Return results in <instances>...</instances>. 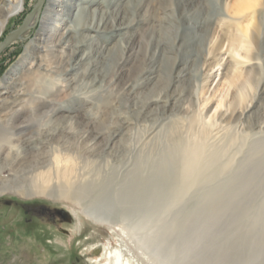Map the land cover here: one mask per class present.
Instances as JSON below:
<instances>
[{"label":"rangeland","instance_id":"rangeland-1","mask_svg":"<svg viewBox=\"0 0 264 264\" xmlns=\"http://www.w3.org/2000/svg\"><path fill=\"white\" fill-rule=\"evenodd\" d=\"M25 1L22 14L12 18L7 26H0V43L22 25L37 2ZM66 1L79 4L85 10L81 24L92 23L94 14L93 20L99 23L102 12L111 17V24L114 22L113 4H124L127 0ZM134 1L132 4L140 2L141 10L138 8L134 12L135 6L129 4L125 12L128 18L138 21L136 28L105 34L100 40L109 49H119L110 57L107 79L116 74L115 62L123 55L126 61L129 60L124 76L130 77L131 81L141 80L138 75L143 70L156 69L159 72L160 85L150 94V97H155L166 92L171 76L175 74V78L184 63L194 60V77L190 84L184 86L187 92L185 100L180 109L168 114L166 120L145 124L134 111L121 108L120 97L115 96L113 87L106 88L104 93L92 92L91 103L79 100L77 104L90 113L85 120L89 125L74 130L76 140L83 145L81 137L84 134L90 137L97 132H105L109 120L105 119L106 115L119 112L122 114L113 121L119 123L127 119L132 123L133 145L137 142L140 146L150 143L148 135L152 129H156L155 133H162L170 127L174 140H178L174 143L175 148H185L191 156L195 154L197 157L192 188H188L184 200L172 203V208L170 206L171 209L158 218L139 222L125 221L117 215L101 219L98 213L92 215L88 203L83 205L62 194L67 184L71 181L74 184L83 178L85 172L82 171H85L87 163H91L81 153V145L80 148L73 147L72 151L66 152L67 155L57 148V161L45 169L44 176L37 175L33 180L18 176V166L12 161L18 155L12 148L18 145V129L14 127L23 123L27 127V136L41 135L46 128L53 129L55 124L49 122L51 118L48 115L37 112L40 98L56 97L55 102L42 112H52L61 103L71 100V88L66 82L67 74H70L69 50L64 45H56L72 26L73 17H68L64 8L58 7L57 15L60 16L47 23L45 15H42V25L26 33L0 56V92L18 76L25 75L24 85L6 95L8 102L14 105H10L12 110L0 113V264H87L86 258H95L89 244L99 240L111 242L115 250L121 251L135 264H205L204 255L215 245L224 246V241L232 235L230 232L234 231L233 235L244 234L241 223H254L255 218L260 222L261 215L264 219V0ZM44 30L46 34H54L56 39L49 43L47 52L41 56L38 63L41 67L37 70L31 60L35 58V46H38ZM82 33L84 36L97 35L90 30ZM81 38L78 35L74 41ZM201 38H204L203 43ZM121 47L125 53H121ZM175 65L177 68H174ZM29 69L31 74L27 71ZM11 116L14 126L7 120ZM186 155L180 156L181 159L187 158ZM8 157L10 159L6 160ZM66 158L70 161L68 168L74 169L69 179L62 178L60 174ZM9 177L16 178V183L5 187L3 182ZM234 183L236 187L230 190ZM207 198L211 200L206 202ZM195 202L205 209L187 214L191 207H195ZM211 202L219 206L218 212L210 208ZM33 205H43L55 214L60 212L62 216L29 223L23 207ZM210 210L211 218L208 215ZM258 211L261 215L257 214ZM64 217L70 218L71 222H66ZM243 262L241 260L240 263L263 264L264 257Z\"/></svg>","mask_w":264,"mask_h":264},{"label":"bare ground","instance_id":"bare-ground-1","mask_svg":"<svg viewBox=\"0 0 264 264\" xmlns=\"http://www.w3.org/2000/svg\"><path fill=\"white\" fill-rule=\"evenodd\" d=\"M133 2L135 1L127 0L124 4H113L114 12L112 19L114 22L111 24V17H109L104 12L101 13V19H98L100 21L99 23H96L93 20L96 16L94 14L92 23L81 24L80 21L85 13V10L82 9L79 4H70L66 0L47 1L45 5L46 12H44L43 14L45 15L43 17H45L47 23L50 22V20H52L54 17L60 16L57 15V12H59V10H57L58 7L64 8L65 15H67L68 17H73L72 26L67 30V32L64 33V36L58 41L56 45H64L65 48L69 50L68 57L70 70H68V73L70 74H67L68 77L66 78V82H68L67 86L71 88V100L67 103H61L60 106L54 109L52 112H42L43 109H45L46 107L49 108L55 102L56 97L52 98L49 96H43L40 98V100L38 101L39 105L36 108L37 112L45 116L48 115L51 118V121L49 122L55 124L53 129L47 130L46 128V131L41 135L27 136V127H24L22 125L23 123H20L14 127L18 129V132L16 134V138H18V145H13L12 148L13 151H16L18 155L16 154V158L12 161H14L18 166V176L22 177L23 179L30 180L35 179L34 177L40 174L41 176H44L45 169L52 163H55L57 161V156L55 155L57 148L62 149L65 154L66 152L69 153L70 151H72V148L75 146H79L80 148L81 144H79L80 142L76 140L77 134L74 130H80L82 126L89 125V123H87L85 120L86 116L89 115L90 112L89 110L88 112H86V110L83 111V109H80L77 104L79 103V100H85L91 103L90 95L92 92L104 93L107 90L106 88L113 87L111 89L115 93V96L118 95L120 97L119 103L121 108H123L124 110L128 109L134 111L137 118L141 119L145 124L149 122H156L159 119L166 120L165 118L168 116V114H171L172 112L181 108V104L184 102L187 93H185L186 90L184 89V86L190 84L194 77V69L192 68L195 63L193 62L194 60L184 63L183 66L177 71V76L175 78V74L171 76V83L167 86L166 92L164 94L159 93V95H155V97H150V94H152L160 85V80L158 79L159 72L156 69L149 71L143 70L141 71L140 75H138L141 80L131 81L130 77L125 78L124 76V73L126 72L125 70L129 65V60L126 61L127 59L124 58L123 55L121 59H118L115 62L114 71L116 74H114L110 79H107V76L109 74L107 66L109 65L108 63L110 57L115 53V50L118 49V47L109 49L106 45H102L103 42L101 43L100 40L105 34H114V32L123 33L136 28V26L139 24L138 21H136L134 18L133 20L131 18H128L125 12L126 6H129V4L133 7L135 6V8H133L134 12H136L138 8H140L141 10L139 4L140 2H138V4H132ZM209 2L212 4L215 1ZM209 2L208 4H210ZM211 4L210 6L213 5ZM25 7V0H0V26H7L6 24H8L12 20V18H18L22 14V9H24ZM219 11L217 12L219 13ZM194 17L196 18L198 16ZM41 19L43 20V18ZM42 20L39 21V25L42 23ZM89 30L92 31V34H97L96 36H99L98 40L95 39L96 36L93 35L84 36L82 32H89ZM45 31L46 30L43 31V35L38 40V46H35V53L33 52L35 58L34 60H31L32 63L35 64L37 70L41 67V65L39 66L38 64L41 56L47 52L49 43L55 41L56 39V36H54V34H46L47 31ZM77 34L81 35L82 38L75 42L74 40L76 39V36H78ZM235 35L237 37L239 36L237 34ZM203 40L204 38H201L200 42L203 43ZM229 43H231V41ZM204 47H206V45ZM123 50L124 49H122L121 47V53L124 52ZM163 51L164 49L162 50V52ZM141 61L143 60L141 59ZM174 68H177V66L175 65ZM132 69L134 70V68ZM27 71L31 74L30 69ZM117 72L120 73L118 74ZM24 79V74L22 76H18L15 81L10 82L7 87H5V90L0 92V96H2L0 100V113L6 109H10V111L12 110L10 105L13 104H10V102H8L9 98L6 95L11 94L10 90H16L19 86L24 85V82H22L24 81ZM83 84H85V86L87 85V87L89 88L85 87ZM30 95L32 96V94ZM5 104H7V106H5ZM121 114L122 113L119 112L118 114L112 113L106 115L105 119L109 118V120L107 121L108 128L105 130V132H97L90 137L89 135L84 134L81 137L83 145H81L80 151L86 161L89 158L90 161H88L91 163H87L86 165V169L88 168V170H81L82 172H85L83 178L79 179L74 184L72 183V181L71 183L67 184V188L62 194L66 195L70 199H74L76 202H82L83 205L84 202L88 203L92 208V215H96L98 213L101 219H107L109 217L117 215L120 218H123L125 221L137 220L141 222L145 220L144 222H150V220H152L153 218L160 216L161 213L171 209L172 203L184 200L187 195L186 192L188 188L193 185L192 180L196 173L195 168L197 165V157L195 154H192L191 156V154L184 150L185 148H175L176 144L174 143H176L178 140H174L173 134L170 131V127H166V129H164L162 133H155L156 129H152L150 131V134L148 135L150 143L140 146V143L137 142L133 145L131 142L132 138L134 137V133L132 131V123H130V121H127V119L119 123L118 121H113L114 118ZM12 118L13 116L6 119L11 126H14L15 122ZM78 132L80 133V131ZM83 140H85V142ZM152 140L153 143L151 144ZM184 155L188 157L181 159V157H183ZM7 159L9 160L10 158L8 157L6 158V160ZM64 162L65 166L60 174L63 175L62 178L64 177L66 179H69L73 175L74 169L71 167L68 168L70 162L68 158H66ZM92 165L93 167H91ZM6 177H8V175ZM12 182L16 183V178L9 177V179L7 178V180H4L3 185L5 184V187H7ZM230 187V190H232L236 187V183H234V185H231ZM231 195L234 194L232 193ZM204 197L206 198L205 195ZM198 200L197 202H199ZM210 200L211 198H207L206 202H209ZM221 202H223V200ZM196 205L195 207H191L187 214H192L198 212L199 210L203 211L205 209L199 203H196ZM210 205V208L213 207L214 212H218L219 206H215V204H213L212 202ZM262 209H264V206ZM259 212L260 211H258L257 214L261 215V213ZM208 213H210L208 214L209 216L212 215L211 210ZM178 214L180 213L178 212ZM261 216L260 222H257V218H255L256 220L254 219V223L252 221H245L244 223H241L242 227H244V234L236 235L234 233L233 235L234 231L230 232V234L232 233V235L227 238L228 240L224 241V246L220 247L215 245L212 250L208 251L204 255L205 264H241V260L249 263L254 259L256 260L258 258H263L264 219ZM89 246L91 247V250L93 249V252L96 251V256L94 259L86 258L85 262L87 264H115L113 257V251L115 250V248L111 246V242L106 240H99L98 242L89 244ZM124 257L125 256H123V258ZM129 260H131V258H129ZM131 262L132 264H135L133 260H131Z\"/></svg>","mask_w":264,"mask_h":264},{"label":"water","instance_id":"water-1","mask_svg":"<svg viewBox=\"0 0 264 264\" xmlns=\"http://www.w3.org/2000/svg\"><path fill=\"white\" fill-rule=\"evenodd\" d=\"M48 0H37L36 4L32 8L31 12L25 17L22 25L9 33L3 41L0 43V56L6 51L7 48L14 45L15 42L21 40L26 33L35 31L38 28V23L43 15V10ZM33 22V24H32ZM113 257L115 264H132L128 257L122 256L118 250L113 251Z\"/></svg>","mask_w":264,"mask_h":264},{"label":"flooded vegetation","instance_id":"flooded-vegetation-1","mask_svg":"<svg viewBox=\"0 0 264 264\" xmlns=\"http://www.w3.org/2000/svg\"><path fill=\"white\" fill-rule=\"evenodd\" d=\"M23 209L29 223H33L35 220L39 219H55L59 218V216H62L60 212L55 214L54 212H51L48 207L43 205H33L29 207L26 206L23 207ZM64 220H66V222H71V219L68 217H64ZM92 256H96V251L93 252Z\"/></svg>","mask_w":264,"mask_h":264}]
</instances>
